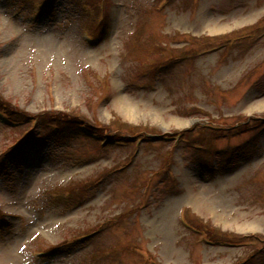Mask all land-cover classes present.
I'll use <instances>...</instances> for the list:
<instances>
[{"label": "rangeland", "instance_id": "rangeland-1", "mask_svg": "<svg viewBox=\"0 0 264 264\" xmlns=\"http://www.w3.org/2000/svg\"><path fill=\"white\" fill-rule=\"evenodd\" d=\"M0 108V264H264V0H0Z\"/></svg>", "mask_w": 264, "mask_h": 264}, {"label": "trees", "instance_id": "trees-1", "mask_svg": "<svg viewBox=\"0 0 264 264\" xmlns=\"http://www.w3.org/2000/svg\"><path fill=\"white\" fill-rule=\"evenodd\" d=\"M24 119V118H23ZM22 118H21V120H19L20 122L23 120ZM29 118H25L24 120H28ZM73 122H75L76 124H81L82 122L80 121V123L78 122V121H76L75 119H74V121ZM70 124H72V122H69ZM104 131H107L106 129H104ZM75 134H77V133H75Z\"/></svg>", "mask_w": 264, "mask_h": 264}]
</instances>
